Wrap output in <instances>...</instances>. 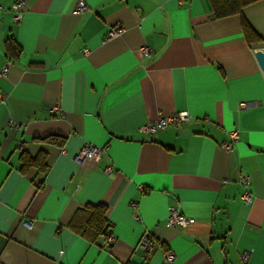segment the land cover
I'll list each match as a JSON object with an SVG mask.
<instances>
[{"label": "crops", "instance_id": "1", "mask_svg": "<svg viewBox=\"0 0 264 264\" xmlns=\"http://www.w3.org/2000/svg\"><path fill=\"white\" fill-rule=\"evenodd\" d=\"M17 1L0 0V264H162L166 252L174 264H241L244 252L264 264V0L219 20L209 0H24L16 24ZM242 19L261 42L246 41ZM178 113L188 122L139 131ZM85 143L106 152L78 163ZM24 155H44L45 170L24 169ZM88 205L106 208L110 243L69 229ZM168 208L193 224L167 227Z\"/></svg>", "mask_w": 264, "mask_h": 264}, {"label": "built area", "instance_id": "2", "mask_svg": "<svg viewBox=\"0 0 264 264\" xmlns=\"http://www.w3.org/2000/svg\"><path fill=\"white\" fill-rule=\"evenodd\" d=\"M28 10V4L24 0H18L15 2L9 9L8 12L12 15V20L16 24H20L26 11ZM77 13H83L87 10V7L83 1H79L77 5ZM123 33V29L120 25H116L108 30L106 33L105 39L111 40L118 36H120ZM84 54L87 55L88 51L85 50ZM141 54L145 57H148L150 55V50L148 47L144 46L141 49ZM9 70V64H6L1 70H0V78H5L8 75ZM247 104L241 103L240 108H246ZM50 114L53 116H57L59 118H62V110L59 103L54 104L50 108ZM189 120V117L186 113H178L173 116L168 117H160L157 120L147 123L144 126H142L139 131L144 134H154L157 132L165 131L169 126L174 124H184L187 123ZM11 126H13L12 123H10ZM238 139L237 133L233 132L230 133V141L227 143H224L222 145L223 149L226 151H230L232 149L233 143ZM106 152L105 147H96L90 144L85 143L80 152L75 156V161L78 163H84L86 161H97L100 159L102 154ZM106 174L110 173V169L107 168L105 170ZM242 184L245 186L250 185V177L245 176L242 178ZM241 200L243 204L246 207H249L252 203V196L249 191L245 190L241 196ZM133 208H136V205L133 206ZM168 215L166 219V226L167 227H179V228H186L189 225L193 224L192 219H188L181 215L179 211L176 208H168ZM112 241V237L108 236L107 242L110 243ZM139 248L143 253L144 259H146L149 255L153 254L156 250V243L152 239V236L150 233L145 232L142 235V238L139 242ZM241 264H248L250 259V253L244 252L239 257ZM175 262V255L171 252L164 253V259L162 264H174Z\"/></svg>", "mask_w": 264, "mask_h": 264}, {"label": "trees", "instance_id": "3", "mask_svg": "<svg viewBox=\"0 0 264 264\" xmlns=\"http://www.w3.org/2000/svg\"><path fill=\"white\" fill-rule=\"evenodd\" d=\"M260 1L262 0H209L213 11V18L216 20L240 15L245 7ZM241 27L244 37L249 44L261 42L260 37L256 35L244 19H242ZM40 141L59 147H62L64 143L63 140L55 137L45 138ZM22 160L24 169L36 167L41 171L45 170L44 155L36 158L24 155ZM106 212V208L102 205L85 206L82 210H78L75 213L68 225L69 229L92 243L101 237L106 239L111 230V226L106 220Z\"/></svg>", "mask_w": 264, "mask_h": 264}, {"label": "water", "instance_id": "4", "mask_svg": "<svg viewBox=\"0 0 264 264\" xmlns=\"http://www.w3.org/2000/svg\"><path fill=\"white\" fill-rule=\"evenodd\" d=\"M254 57L260 67V70L264 77V50H258L255 52Z\"/></svg>", "mask_w": 264, "mask_h": 264}]
</instances>
